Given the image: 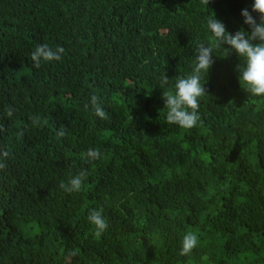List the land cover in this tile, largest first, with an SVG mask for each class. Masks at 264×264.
<instances>
[{
  "label": "trees",
  "instance_id": "obj_1",
  "mask_svg": "<svg viewBox=\"0 0 264 264\" xmlns=\"http://www.w3.org/2000/svg\"><path fill=\"white\" fill-rule=\"evenodd\" d=\"M0 264H264V0H0Z\"/></svg>",
  "mask_w": 264,
  "mask_h": 264
}]
</instances>
